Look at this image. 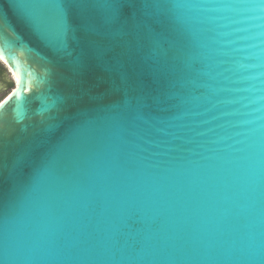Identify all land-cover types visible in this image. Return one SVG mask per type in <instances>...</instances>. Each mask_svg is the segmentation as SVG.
<instances>
[{
  "label": "water",
  "instance_id": "1",
  "mask_svg": "<svg viewBox=\"0 0 264 264\" xmlns=\"http://www.w3.org/2000/svg\"><path fill=\"white\" fill-rule=\"evenodd\" d=\"M154 2L0 0V264H264V0Z\"/></svg>",
  "mask_w": 264,
  "mask_h": 264
},
{
  "label": "snow or ice",
  "instance_id": "2",
  "mask_svg": "<svg viewBox=\"0 0 264 264\" xmlns=\"http://www.w3.org/2000/svg\"><path fill=\"white\" fill-rule=\"evenodd\" d=\"M104 3L105 5L111 6L114 3H121L127 4L132 6L140 5L144 10L157 7V8H164L165 5L160 2H154V0H56V9L57 13L60 17L62 26L70 30L72 24H75L78 28L83 29L85 35H90L96 31L91 19L87 14V9L89 7H94L98 3ZM164 13L162 12L161 15ZM152 20L155 17H151ZM119 15L114 14L111 17V21H118ZM3 18L0 17V27L3 26ZM4 54V50L0 48V57ZM21 77L18 79L20 80V87L25 88L26 82L24 81V77L31 76L32 72L29 68L24 66H18ZM19 96V93H17ZM16 113L15 121L16 123H22L23 119L26 117V112L23 109L21 104H17L16 108L14 109ZM0 120H2V113H0ZM3 138V127L0 125V141ZM10 209H6L2 199H0V217L6 216L9 214ZM127 223L132 226L133 228L137 227V218L134 215H129L127 218Z\"/></svg>",
  "mask_w": 264,
  "mask_h": 264
},
{
  "label": "flooded vegetation",
  "instance_id": "3",
  "mask_svg": "<svg viewBox=\"0 0 264 264\" xmlns=\"http://www.w3.org/2000/svg\"><path fill=\"white\" fill-rule=\"evenodd\" d=\"M4 74L8 75V79L4 78ZM12 82H14L13 75L8 67L0 60V101L12 89ZM9 88V89H8ZM7 90V91H5ZM5 91V92H4Z\"/></svg>",
  "mask_w": 264,
  "mask_h": 264
},
{
  "label": "rangeland",
  "instance_id": "4",
  "mask_svg": "<svg viewBox=\"0 0 264 264\" xmlns=\"http://www.w3.org/2000/svg\"><path fill=\"white\" fill-rule=\"evenodd\" d=\"M4 78H5V79H8L9 77H8L7 74H4ZM12 86H14V82H12ZM8 89H9V88H8ZM5 91H7V90H5ZM5 91H4V92H5Z\"/></svg>",
  "mask_w": 264,
  "mask_h": 264
}]
</instances>
